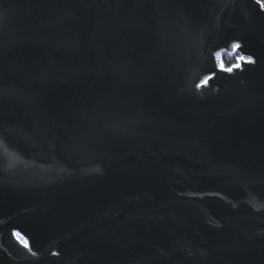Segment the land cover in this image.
<instances>
[{"label": "water", "instance_id": "water-1", "mask_svg": "<svg viewBox=\"0 0 264 264\" xmlns=\"http://www.w3.org/2000/svg\"><path fill=\"white\" fill-rule=\"evenodd\" d=\"M0 264H264L261 1L0 0Z\"/></svg>", "mask_w": 264, "mask_h": 264}, {"label": "trees", "instance_id": "trees-1", "mask_svg": "<svg viewBox=\"0 0 264 264\" xmlns=\"http://www.w3.org/2000/svg\"><path fill=\"white\" fill-rule=\"evenodd\" d=\"M264 6V0H259ZM239 56V53L237 51L225 53L222 54V62L224 67H229L232 63H235L237 58Z\"/></svg>", "mask_w": 264, "mask_h": 264}, {"label": "rangeland", "instance_id": "rangeland-1", "mask_svg": "<svg viewBox=\"0 0 264 264\" xmlns=\"http://www.w3.org/2000/svg\"><path fill=\"white\" fill-rule=\"evenodd\" d=\"M222 54H223V51H219V52H218V58H217V60H218V62H219L220 64H223V62H222Z\"/></svg>", "mask_w": 264, "mask_h": 264}, {"label": "built area", "instance_id": "built-area-1", "mask_svg": "<svg viewBox=\"0 0 264 264\" xmlns=\"http://www.w3.org/2000/svg\"><path fill=\"white\" fill-rule=\"evenodd\" d=\"M239 57H240V55L238 56V58H237V60H236V62L235 63H232V64H237L239 61H238V59H239ZM220 64V63H219ZM231 64V65H232ZM221 66H223V64H220ZM224 67V66H223ZM230 67V66H229Z\"/></svg>", "mask_w": 264, "mask_h": 264}, {"label": "snow or ice", "instance_id": "snow-or-ice-1", "mask_svg": "<svg viewBox=\"0 0 264 264\" xmlns=\"http://www.w3.org/2000/svg\"><path fill=\"white\" fill-rule=\"evenodd\" d=\"M235 47H238V45ZM249 62H251V61H249ZM234 67H239V65H235ZM228 71H231V69H228Z\"/></svg>", "mask_w": 264, "mask_h": 264}]
</instances>
